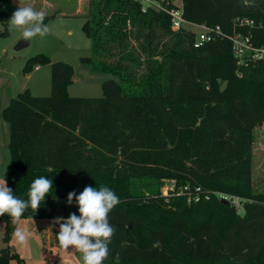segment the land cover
I'll use <instances>...</instances> for the list:
<instances>
[{
    "label": "trees",
    "instance_id": "obj_1",
    "mask_svg": "<svg viewBox=\"0 0 264 264\" xmlns=\"http://www.w3.org/2000/svg\"><path fill=\"white\" fill-rule=\"evenodd\" d=\"M183 6L189 21L251 33L264 45V0H183ZM18 7L0 0V35L9 33ZM82 17L92 48L82 60L120 82L104 80L101 97L70 96L68 63L44 53L28 60L51 64L53 91L38 96L26 89L5 108L11 151L5 180L22 199L40 176L53 188L36 212L28 209L21 218L79 215L75 200L67 205L68 193L103 185L121 201L108 216L116 231L104 264H264V190L256 192L253 183V131L264 124V59L240 63L225 37L195 47V33L172 30L164 11H143L132 0H90ZM237 17L256 25L237 27ZM168 178L177 188L200 187L202 198L189 213L133 205L149 196L147 189L159 194ZM233 198L245 200L244 213ZM3 220L9 236L13 219L5 214ZM13 258L23 261L10 246L0 250V264Z\"/></svg>",
    "mask_w": 264,
    "mask_h": 264
},
{
    "label": "rangeland",
    "instance_id": "obj_2",
    "mask_svg": "<svg viewBox=\"0 0 264 264\" xmlns=\"http://www.w3.org/2000/svg\"><path fill=\"white\" fill-rule=\"evenodd\" d=\"M174 1L178 5L183 3V0ZM77 4V0L65 3L60 12H64L66 15H60L44 22L49 28L48 34L43 38H34L20 50L16 49V45L23 38L21 31L13 29L12 31L9 30L8 34L0 35V150L2 155L0 157V177L2 179H5L6 168L11 160V152L7 145L10 140V127L9 122L4 117L5 108L10 104L12 98L26 89L38 96H49L53 91L51 64L48 61L34 59L28 62L31 57L37 53H44L52 61L63 60L68 63L72 77L66 85V92L70 96L101 97L104 94L102 87L104 80L115 79L120 82L119 76L115 73L94 70L89 62L82 60L83 56L91 55L92 48L91 41L83 28L84 18L75 14ZM82 4L85 5L82 15H85L88 12L90 0H82ZM3 29L4 24L0 20V30ZM37 66L40 68L37 69ZM4 150L6 155H4ZM147 183V179H144L140 190L147 189L145 186ZM253 183L256 192L264 190V124L256 127L253 131ZM146 192L149 193L147 198L133 202V205L142 207L140 210H143L144 205L150 204L151 207L156 206L159 213L169 209L176 212L187 209L186 213H189L192 200L187 195L183 197L184 194L179 191L166 193L165 179L161 184L159 194H151L148 189ZM238 200L241 203L237 205L239 212L244 213L243 202L245 200ZM162 219L164 222L166 221L165 216H162ZM7 226V221H0V250L5 246H10L23 258V261L13 258L10 264H55L43 257L38 248L39 239L29 228L16 227L14 224L12 232L7 236ZM18 228L30 233L23 244L19 243L14 236ZM57 234L58 231H54L53 242H56ZM180 264L188 263L182 261Z\"/></svg>",
    "mask_w": 264,
    "mask_h": 264
},
{
    "label": "clouds",
    "instance_id": "obj_3",
    "mask_svg": "<svg viewBox=\"0 0 264 264\" xmlns=\"http://www.w3.org/2000/svg\"><path fill=\"white\" fill-rule=\"evenodd\" d=\"M45 13L31 6L18 7L8 20L9 30L22 32L24 41H32L36 37H45L49 28L44 24ZM53 181L40 176L30 186L27 199L14 195V191L7 186L5 179H0V216L5 214L19 221L25 211L36 210L52 191ZM75 200L79 215L70 213L68 218L56 217L53 224L59 225L56 235L60 247L67 252L71 246L75 252L82 254V264H104L110 256L109 245L115 234V228L110 225L109 213L120 204L119 197L107 186L99 189L85 186L77 195L75 191L67 195V205L71 206ZM30 233L18 228L14 236L23 244Z\"/></svg>",
    "mask_w": 264,
    "mask_h": 264
},
{
    "label": "built area",
    "instance_id": "obj_4",
    "mask_svg": "<svg viewBox=\"0 0 264 264\" xmlns=\"http://www.w3.org/2000/svg\"><path fill=\"white\" fill-rule=\"evenodd\" d=\"M139 2L143 11L154 8L164 11L170 20L172 30L187 29L195 33V47H201L205 43L211 42L217 38H228L232 42L233 52L238 61L242 64H249L251 61L264 59V45H257L251 33H243L242 31L234 30L233 33H226L220 25H210L207 23H196L189 21L184 15V6L178 5L174 0H132ZM234 25L237 27H254L256 22L252 18L237 17L234 20ZM40 66H37L39 69ZM186 192L190 200L199 201L202 197L200 187L191 188L187 185L177 188V181L174 178L165 179V192L174 193ZM221 198H227L231 201V197L225 194L220 195ZM209 198V195H206ZM234 204L240 203L237 198H233ZM239 201V202H238Z\"/></svg>",
    "mask_w": 264,
    "mask_h": 264
},
{
    "label": "crops",
    "instance_id": "obj_5",
    "mask_svg": "<svg viewBox=\"0 0 264 264\" xmlns=\"http://www.w3.org/2000/svg\"><path fill=\"white\" fill-rule=\"evenodd\" d=\"M12 1L15 4L19 5L20 7L31 6L38 11H43L45 13V16L53 15V14H56L58 16L60 15L63 16L66 15V13L60 12V10L62 11L65 3L71 2L72 0H12ZM77 2L78 4L75 14L83 16L82 14L84 13L85 5L82 4V0H77ZM8 143L9 142H7V145ZM4 155H6L5 150H4ZM0 157H2L1 150H0ZM5 162H7V160H5ZM7 168H6V173H7ZM0 179L2 178L0 177ZM53 220L54 219L52 218H29V219L20 218V220L14 222V224L16 225V227L24 226L26 229L29 228V230L35 233L36 237L39 239L38 248L40 252L42 253L43 257L48 261H50L51 263L82 264L81 253L75 252V250L71 246L69 247L67 252H65L60 247L58 240L55 239L56 242H53L54 231L59 232V225L53 224Z\"/></svg>",
    "mask_w": 264,
    "mask_h": 264
},
{
    "label": "water",
    "instance_id": "obj_6",
    "mask_svg": "<svg viewBox=\"0 0 264 264\" xmlns=\"http://www.w3.org/2000/svg\"><path fill=\"white\" fill-rule=\"evenodd\" d=\"M28 44H29V41H24L23 38H22V39H20L18 41V43L16 45V49L20 50V49L26 47ZM222 201L227 203V204L231 203V201L229 199H227V198H223Z\"/></svg>",
    "mask_w": 264,
    "mask_h": 264
}]
</instances>
